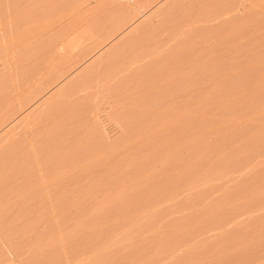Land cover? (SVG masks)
Listing matches in <instances>:
<instances>
[{
	"label": "rangeland",
	"instance_id": "rangeland-1",
	"mask_svg": "<svg viewBox=\"0 0 264 264\" xmlns=\"http://www.w3.org/2000/svg\"><path fill=\"white\" fill-rule=\"evenodd\" d=\"M0 264H264V0H0Z\"/></svg>",
	"mask_w": 264,
	"mask_h": 264
}]
</instances>
